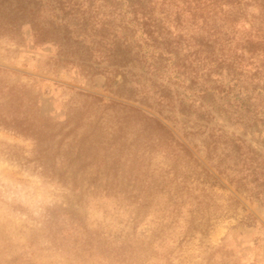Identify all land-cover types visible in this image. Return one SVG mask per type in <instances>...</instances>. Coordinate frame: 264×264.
Listing matches in <instances>:
<instances>
[{
	"label": "rangeland",
	"instance_id": "obj_1",
	"mask_svg": "<svg viewBox=\"0 0 264 264\" xmlns=\"http://www.w3.org/2000/svg\"><path fill=\"white\" fill-rule=\"evenodd\" d=\"M212 1L0 0V264H264V0Z\"/></svg>",
	"mask_w": 264,
	"mask_h": 264
},
{
	"label": "trees",
	"instance_id": "obj_2",
	"mask_svg": "<svg viewBox=\"0 0 264 264\" xmlns=\"http://www.w3.org/2000/svg\"><path fill=\"white\" fill-rule=\"evenodd\" d=\"M193 1H194V0H193ZM215 1H216V0H213L212 3H214ZM237 85H238V84H237ZM238 88H239V87H238ZM236 91H237V93H238V91H240V88L237 89ZM238 94H240V93H238ZM234 97H235L237 103L239 104V106L241 107V106L243 105L244 101H245L244 97H242V95H241V96H240V95H235Z\"/></svg>",
	"mask_w": 264,
	"mask_h": 264
}]
</instances>
